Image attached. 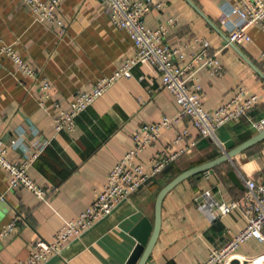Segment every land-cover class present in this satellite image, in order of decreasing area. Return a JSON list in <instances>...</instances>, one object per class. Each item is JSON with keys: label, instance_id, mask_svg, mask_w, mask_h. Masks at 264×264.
I'll use <instances>...</instances> for the list:
<instances>
[{"label": "crops", "instance_id": "0c3cea01", "mask_svg": "<svg viewBox=\"0 0 264 264\" xmlns=\"http://www.w3.org/2000/svg\"><path fill=\"white\" fill-rule=\"evenodd\" d=\"M47 1V0H41ZM162 9H150L144 25L156 28L171 18L164 42L182 45L184 60L205 40L209 53L222 65V74L212 77L207 68L197 73L200 98L205 109L227 101L239 86L258 96V106L249 119H264V82L225 41L220 26L219 0H189L219 32L215 31L185 0H161ZM57 17L65 25L58 35L55 27L34 20L20 0H0V48L10 45L20 57L46 78L49 98L38 103L36 81L20 76L11 62L0 55V140H14L7 158L15 160L35 151L27 175L38 186L55 190L39 201L23 188L7 189L0 169V226L16 218L12 232L0 239V264L24 260L36 239L48 241L65 219L72 218L92 201L114 162L131 147L130 133L141 122L172 117L178 106L172 95L159 88V80L147 65H137L130 78L120 79L76 118L70 137L55 133L51 116L66 111L76 93L89 91L100 78L109 76L132 55L131 41L115 27L98 0H61ZM250 41L234 44L263 74L260 51L264 49V26L247 29ZM185 127L188 135L171 146L175 133ZM256 132L241 118L217 129L214 139L196 135L188 121L175 124L138 154L146 171L156 152L185 149L140 189L122 200L113 211L66 243L58 254L39 264H124L136 240L131 229L153 219L158 190L179 172L213 159ZM195 142L188 147L189 142ZM221 143V146L218 145ZM228 170L240 177L264 181V140L239 153L230 162L213 168L211 174L189 177L173 187L160 205L158 236L145 264H197L210 248H219L244 226L236 211L208 223L193 199L204 191L226 205L241 196L243 189L227 178ZM241 180V178H240ZM264 252V244L247 239L234 257Z\"/></svg>", "mask_w": 264, "mask_h": 264}, {"label": "built area", "instance_id": "2783aa9c", "mask_svg": "<svg viewBox=\"0 0 264 264\" xmlns=\"http://www.w3.org/2000/svg\"><path fill=\"white\" fill-rule=\"evenodd\" d=\"M32 14L34 20L56 28L58 35L65 32V25L57 17V7L61 0H20ZM104 5V11L111 23L123 30L131 41L132 55L109 76L98 79L89 91L76 93L68 103L66 111H58L51 116L55 133L64 132L70 137L76 132V118L100 98L108 88L120 79L130 78L132 69L137 65H147L157 75L159 88L166 89L174 98L178 110L172 117L162 116L155 122H141L130 133L131 147L126 150L108 170L105 180L95 192L92 201L75 216L62 221L58 229L51 234L48 241L36 239L24 260L12 264H39L49 256L59 253L61 248L71 239L91 227L95 222L108 216L122 200L140 189L154 174L160 172L172 162L184 148L168 153L167 149L153 154L149 160V170L138 162V154L156 140L164 130L175 124L188 121L196 135L202 139H214L215 132L225 123L244 118L249 127L256 133L264 130V119L253 121L249 112L257 107L258 96L248 93L244 86H239L235 93L223 104L214 109H205L200 94L197 73L207 68L212 77L222 74V65L210 54L205 40H196L199 48L188 55L182 65L174 60H184L182 45L171 47L164 42L166 28L173 23L168 18L165 23L154 29L144 25V17L150 9H162L161 0H98ZM217 7L222 15L220 26L226 33L229 42L240 44L250 41L247 29L250 26H264V0H219ZM260 60L264 66V49L260 52ZM0 55L8 59L14 71L20 76L36 81L38 103L42 105L49 98L50 85L46 78H37L38 71L20 57L10 46H2ZM188 135L183 127L175 133L170 145L182 141ZM14 140L8 144L0 140V169L6 174L7 189L23 188L39 201L44 202L49 191L38 186L27 175V169L36 157L35 151L26 153L15 160L7 158V150L11 149ZM195 142L188 143V147ZM221 146V143H218ZM223 149H221V152ZM243 192L240 197L226 205L216 201L209 191L198 194L193 202L197 210L208 223L236 211L243 220V228L233 235L219 248H210L206 259L197 264H264V252L248 257H234L236 248L247 239H254L264 244V181H256L250 177H240ZM2 199V196H0ZM16 218L0 226V239L9 235L15 225Z\"/></svg>", "mask_w": 264, "mask_h": 264}, {"label": "water", "instance_id": "95a60500", "mask_svg": "<svg viewBox=\"0 0 264 264\" xmlns=\"http://www.w3.org/2000/svg\"><path fill=\"white\" fill-rule=\"evenodd\" d=\"M194 10L217 32L218 29L208 21V19L189 1L185 0ZM227 44L237 53V55L250 67L264 82V74L250 61L244 54L226 38ZM264 140V130H261L254 135L248 137L242 142L238 143L234 147L223 150L218 156L211 160L200 163L198 165L192 166L185 169L173 178H171L167 183H165L156 193L153 203V219L150 224L144 218L131 229L130 234L136 240V244L127 257L124 264H145L151 249L154 246L156 238L158 236L160 228V205L163 197L169 192L173 187H175L181 181L194 176H201L203 174H211L213 168L224 163L230 162L233 157L239 153L247 150L251 146ZM228 180L238 189H243V184L234 170H228L226 173ZM237 262L233 260L230 264H236Z\"/></svg>", "mask_w": 264, "mask_h": 264}]
</instances>
